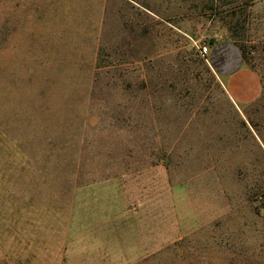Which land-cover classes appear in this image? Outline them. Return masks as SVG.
<instances>
[{
  "label": "rangeland",
  "instance_id": "374dc122",
  "mask_svg": "<svg viewBox=\"0 0 264 264\" xmlns=\"http://www.w3.org/2000/svg\"><path fill=\"white\" fill-rule=\"evenodd\" d=\"M253 0H0V264H264V94L199 48Z\"/></svg>",
  "mask_w": 264,
  "mask_h": 264
},
{
  "label": "crops",
  "instance_id": "0c3cea01",
  "mask_svg": "<svg viewBox=\"0 0 264 264\" xmlns=\"http://www.w3.org/2000/svg\"><path fill=\"white\" fill-rule=\"evenodd\" d=\"M261 6H264V0L252 1V10ZM262 11L264 9L261 7L260 12ZM206 57L215 78L235 105L247 107L264 94L260 76L248 65L239 46L233 41L213 43Z\"/></svg>",
  "mask_w": 264,
  "mask_h": 264
},
{
  "label": "built area",
  "instance_id": "2783aa9c",
  "mask_svg": "<svg viewBox=\"0 0 264 264\" xmlns=\"http://www.w3.org/2000/svg\"><path fill=\"white\" fill-rule=\"evenodd\" d=\"M199 53L202 57H205L207 52H208V47L207 46H202L201 48L198 49Z\"/></svg>",
  "mask_w": 264,
  "mask_h": 264
},
{
  "label": "trees",
  "instance_id": "16d2710c",
  "mask_svg": "<svg viewBox=\"0 0 264 264\" xmlns=\"http://www.w3.org/2000/svg\"><path fill=\"white\" fill-rule=\"evenodd\" d=\"M213 44V43H212ZM239 49H240V51L242 52V55H243V57H244V53H243V50H242V48L239 46ZM245 59V58H244Z\"/></svg>",
  "mask_w": 264,
  "mask_h": 264
}]
</instances>
